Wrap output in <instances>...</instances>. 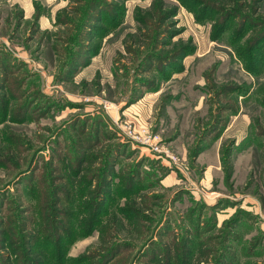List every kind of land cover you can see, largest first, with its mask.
<instances>
[{
    "label": "rangeland",
    "instance_id": "rangeland-1",
    "mask_svg": "<svg viewBox=\"0 0 264 264\" xmlns=\"http://www.w3.org/2000/svg\"><path fill=\"white\" fill-rule=\"evenodd\" d=\"M263 36L264 0H0V264H264Z\"/></svg>",
    "mask_w": 264,
    "mask_h": 264
},
{
    "label": "trees",
    "instance_id": "trees-1",
    "mask_svg": "<svg viewBox=\"0 0 264 264\" xmlns=\"http://www.w3.org/2000/svg\"><path fill=\"white\" fill-rule=\"evenodd\" d=\"M264 38V36H263ZM81 65V64H79ZM78 65V66H79ZM8 68V67H7ZM6 68V69H7ZM1 105V104H0ZM2 108H6V107H2ZM4 111V110H3ZM38 111V109L36 110ZM29 113V112H28ZM27 113V114H28ZM28 116V115H27ZM27 118V117H26ZM5 119V118H3ZM96 130V129H95ZM96 141H93V143L90 144L91 147H95L96 146ZM75 148V147H74ZM76 149V148H75ZM73 149V150H75ZM75 155V158H76V162H74V164L72 165V169H71V174L72 176H74L75 178H79V176L82 175L83 171L85 168H83V163H84V158H82V163L78 162V160L81 159V157H84V155L82 154V152L80 153H76L74 152L73 153ZM78 156L80 157V159L78 158ZM112 158V155H110V160H109V165H108V168L109 170L112 169V173H113V165L111 162H113V160L111 159ZM91 159L93 160L92 156L87 158V160L85 161V163H90L91 162ZM107 164V163H106ZM106 164L103 166L102 165V171L104 172V168H106ZM78 165H82L81 167H79ZM75 168V170H74ZM106 170V169H105ZM108 174H110V172L108 171L107 172ZM76 174V175H75ZM129 177L132 176L133 179L136 178V174H129L128 175ZM84 178V177H83ZM110 178V177H109ZM94 179V178H93ZM92 179V181H93ZM89 180V181H88ZM86 181H88V187L86 185L83 184L84 188L87 187L88 190H91L90 187H91V181L90 179H88ZM110 180V179H109ZM107 182V181H106ZM105 182V183H106ZM107 184L109 185V181L107 182ZM92 191V190H91ZM102 191H103V188H102ZM139 203V204H138ZM137 205H140V202H137L136 200L132 199L129 203H126L124 207H120L118 209V212L120 213V217L119 218V221H121V223L123 224L124 221L127 222L128 224H132L130 223L131 221V214L134 213V226L137 228L138 227V223L141 221V214L140 212V207H138ZM197 210L196 209H192L191 213L190 214V222H192L193 226H199V223L196 224V220H195V217H194V213L196 212ZM85 219H83L84 221ZM199 230V229H198ZM191 234V233H190ZM99 241H102V237L99 236ZM104 240V238H103ZM191 239L188 237H186V241L184 242L183 244V241L181 240V243H178V242H174V246H172L171 244L168 245V246H164V249L162 248L161 249V252L164 253V258L167 259L168 258V255L170 256L169 252H175L176 251V254L179 258V261H182L183 264H191L192 263V260L194 259V256L192 257L193 259L191 260V254H192V247L189 245L191 243ZM7 245H8V252L7 253H17V250H16V247H15V243L13 241H11L10 239L7 241ZM206 245V243H203V246L204 247ZM190 246V247H189ZM175 248V249H174ZM188 249V250H187ZM41 251L37 250V249H32L31 247H28L27 248V264H47V259H46V256H45V253L42 251V249L40 248ZM112 250L110 249V252ZM181 253V254H179ZM110 254V253H109ZM108 254V255H109ZM165 254L167 257H165ZM176 256V255H175ZM171 257H174L173 255H171ZM59 259V258H58ZM195 260L197 261L195 264H202L203 262H210V260L208 258H204L202 254H197L195 255ZM181 262V263H182ZM18 264V263H17Z\"/></svg>",
    "mask_w": 264,
    "mask_h": 264
},
{
    "label": "built area",
    "instance_id": "built-area-1",
    "mask_svg": "<svg viewBox=\"0 0 264 264\" xmlns=\"http://www.w3.org/2000/svg\"><path fill=\"white\" fill-rule=\"evenodd\" d=\"M105 109H109V104L103 105ZM128 127L126 134L130 136L133 140L142 143L148 150H150L153 153H159L160 152V144L158 143V139L156 136L150 135L147 133L145 129H141L138 133L134 131V129L130 128L129 125H126Z\"/></svg>",
    "mask_w": 264,
    "mask_h": 264
},
{
    "label": "crops",
    "instance_id": "crops-1",
    "mask_svg": "<svg viewBox=\"0 0 264 264\" xmlns=\"http://www.w3.org/2000/svg\"><path fill=\"white\" fill-rule=\"evenodd\" d=\"M76 108V107H75ZM135 108H132L131 110H134ZM136 117H138V116H136ZM204 154H206V153H204ZM201 156H203V154L202 155H200V157L199 158H201ZM212 166V164H209L208 165V167H207V171L206 172H208V170H209V168ZM170 174V173H169ZM169 177L171 176V175H168ZM204 179V178H203ZM212 179V178H211ZM207 183L210 181V179L209 178H207ZM195 189L196 190H200L198 187H195ZM194 192H196V191H194ZM196 193H200L199 191L198 192H196Z\"/></svg>",
    "mask_w": 264,
    "mask_h": 264
}]
</instances>
